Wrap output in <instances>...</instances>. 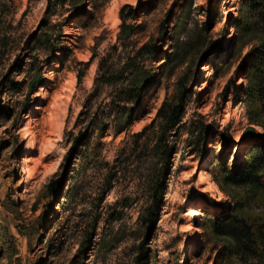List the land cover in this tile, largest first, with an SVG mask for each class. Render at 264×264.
Instances as JSON below:
<instances>
[{
	"label": "rangeland",
	"instance_id": "obj_1",
	"mask_svg": "<svg viewBox=\"0 0 264 264\" xmlns=\"http://www.w3.org/2000/svg\"><path fill=\"white\" fill-rule=\"evenodd\" d=\"M244 1L0 0V264H217L223 241L211 235L210 218L233 198L212 176L213 188L205 190L199 174L224 151L220 130L232 137L229 164L241 150L264 143V110L256 118L263 124H255L251 112L259 104L248 102L242 89L254 44L243 43L233 23ZM124 19L134 26L130 43L114 51L125 39ZM199 29L198 50L180 63L169 61ZM146 42L157 45L156 55L145 59L151 77L117 133L121 123L109 115L116 88L96 81L99 64L111 54L121 68ZM181 87L183 125L169 132L176 149L158 218L148 225L141 217L149 182L163 166L148 150L163 121L159 109L176 101ZM104 118L103 130V123L93 124ZM200 123L209 128L197 141ZM113 164L119 171L106 192ZM123 198L127 206L109 207ZM259 202L239 212L264 217ZM192 209L201 214L191 216ZM113 210L120 216L110 220Z\"/></svg>",
	"mask_w": 264,
	"mask_h": 264
},
{
	"label": "trees",
	"instance_id": "obj_2",
	"mask_svg": "<svg viewBox=\"0 0 264 264\" xmlns=\"http://www.w3.org/2000/svg\"><path fill=\"white\" fill-rule=\"evenodd\" d=\"M219 4H213L212 11H215ZM126 7L134 10L132 5H127ZM229 20L231 21V19ZM233 23L238 35L243 39V43H254L243 64L245 73H248V84L246 88L242 86V89L245 90L248 102L259 104L251 112V117L255 124L262 125L263 123L256 118L264 110V0H245L241 14L234 19ZM133 30L134 26L126 24L124 19L121 34L125 39L120 38L121 43L114 45V51L119 50V47L127 48ZM203 35L204 30L199 29L194 36L176 46L169 57H167L170 59L169 61L175 60L180 63L187 52L198 50L199 43L204 38ZM212 46L213 44L209 45L204 56L208 54ZM223 50V47H221L217 53ZM156 53L157 45L146 42L134 51V54H130L127 57L121 68H114L115 59L111 54H108L100 61L96 81L101 83V85L109 84L116 88L109 105V115L112 113L116 114V121L121 123V126L116 128L117 133L125 129L126 124L131 119L134 106L142 99L141 90L151 77L150 71L145 66V59L150 56L154 57ZM81 75L79 74L78 77L81 78ZM35 86L36 83L33 84V87ZM184 93V89L181 87L176 101H165L157 114V117L162 118L163 121L158 132H156V140L148 150V153L150 156L157 154L163 166L156 170L153 180L149 182V204L141 217L142 221L148 225L157 220L162 206L165 193L162 181L168 170L172 154L176 149L174 143L169 140V132L176 131L178 127L183 125ZM104 121L105 118L96 120L93 124L103 123L101 125V130H103L106 125ZM149 126L145 127L137 136H143ZM208 128V125L204 123H200L197 126V141L201 139L204 129ZM219 134L222 137L224 151L219 159L211 163V168L208 171L219 189L225 194L232 196L233 205L229 208L218 210L210 218L211 235L223 241L219 247L217 264H264V217L246 216L244 213L239 212L245 208L248 209L253 203H260L259 201L264 203V143L246 147L241 150V154L237 156L236 161L233 164H229L226 148L232 137L228 129L220 130ZM84 135L85 133H82L76 139L74 147ZM261 136L264 137V134H261ZM117 164H113L110 168L106 182V192L113 188L112 181L119 171ZM230 187L237 189L240 194L232 195ZM125 200L127 198L117 199L109 207L116 208L120 204H122L120 205L121 208L125 207L127 206L126 202H124ZM111 215L110 220H115L120 216V212L113 210ZM100 217L101 214H98L95 218L94 230ZM145 256L146 249L143 250V254L137 258V261L139 262Z\"/></svg>",
	"mask_w": 264,
	"mask_h": 264
},
{
	"label": "bare ground",
	"instance_id": "obj_3",
	"mask_svg": "<svg viewBox=\"0 0 264 264\" xmlns=\"http://www.w3.org/2000/svg\"><path fill=\"white\" fill-rule=\"evenodd\" d=\"M35 139H31L27 144H26V151L29 152L31 150L32 147H34L35 145ZM29 150V151H28ZM198 183L200 185H204L205 186V190H211L213 188V184H212V179L210 174L208 173L207 170H202L199 174V179H198ZM219 200H221V198H219ZM201 213H199L198 209H192L190 215L191 216H197ZM194 246V239L192 238L190 241V248H193Z\"/></svg>",
	"mask_w": 264,
	"mask_h": 264
}]
</instances>
